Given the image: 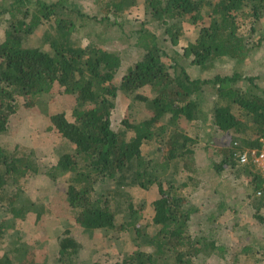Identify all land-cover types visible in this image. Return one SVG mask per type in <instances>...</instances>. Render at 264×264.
<instances>
[{
	"label": "trees",
	"instance_id": "1",
	"mask_svg": "<svg viewBox=\"0 0 264 264\" xmlns=\"http://www.w3.org/2000/svg\"><path fill=\"white\" fill-rule=\"evenodd\" d=\"M102 2L103 16L98 12L88 17L65 0H0V25L4 24L0 136L7 130L8 117L20 108L34 112L42 100L70 97L71 121L60 107L48 116L47 130L55 131L65 145L56 164L46 172L53 182L66 176L62 201L67 209L61 208V202L59 212L66 209L88 235L97 230L132 234L136 250L114 264H195L196 257L213 255L236 264L238 255L228 259L226 247L203 237L200 231L191 233L189 222L197 209L186 206L187 200L174 181L163 187L157 167L195 174L199 137H189L186 131L205 132L213 126L222 139L230 140L217 150L221 159L212 168L216 172L236 168L250 185V195L257 197L252 208H264V180L259 169L252 161L240 165L237 159L242 152L258 150V140L264 137V88L244 90L240 85L242 67L263 43L251 35L264 20V0H142L145 20L138 27L130 24V32L124 31L123 22L128 20L123 12L135 7L138 0ZM85 22L95 25L85 36L111 32L117 40L129 39L123 49L127 54L78 41ZM185 23L198 32L179 49ZM225 62L233 64L231 76L193 79L187 72L188 66H197L205 75ZM208 85L219 96L211 111L202 105ZM118 93L127 101L119 133L111 128ZM137 105L147 113L141 121L132 112ZM151 143L158 144L155 161L144 159L141 152L142 146ZM39 170L30 149L0 146V212L22 220L31 211L40 219L37 205L26 200L22 207L16 205L24 182ZM108 181L119 187L156 189L149 223L141 225L137 218L144 201L134 204L118 188L119 197H111L108 189L97 191V185ZM121 213L126 221L117 223ZM7 226L8 222H0V237ZM21 250L14 249L12 257L1 256L0 264H46L20 259ZM79 252L78 242L66 232L58 242L57 263L78 264ZM240 254L251 264H264V246L244 245Z\"/></svg>",
	"mask_w": 264,
	"mask_h": 264
},
{
	"label": "rangeland",
	"instance_id": "2",
	"mask_svg": "<svg viewBox=\"0 0 264 264\" xmlns=\"http://www.w3.org/2000/svg\"><path fill=\"white\" fill-rule=\"evenodd\" d=\"M65 1L73 4L75 11L79 10L80 13L88 17L100 12V6L103 5V0ZM141 3L142 0H138L135 7L123 12L125 20L130 21L128 23L122 20V22L124 21L125 29H123L125 32L131 31L130 24L133 27H138L145 20ZM100 13L102 15V12ZM97 18L101 19L100 16ZM94 26L85 22L84 28L78 33L80 37L78 41L83 44L91 42L103 46L109 52H117L120 55L127 54L123 50L130 44L127 38L117 40V37L113 36L111 32L107 35L99 33V37H94V32H89L91 34L88 33L85 36ZM256 28V33L252 34L251 37L263 39V43H261L260 49L255 51L252 58L244 64V69L242 67L241 77L243 79L240 81V85L242 89L245 88L244 90L251 88L254 91V86L264 88V20ZM197 29L185 23L184 36L178 42L179 49L185 47L189 41L194 40L198 32ZM3 30L4 24L0 25V41ZM118 30L115 31L118 32ZM31 41L33 42L34 39ZM44 48L47 47L44 46ZM187 72L193 79L213 78L215 75L231 76L233 64L232 62L218 64L214 70L205 75L200 73L197 66H188ZM121 99L118 93L114 113L111 117V128L118 133L123 131L119 121L127 105V101ZM218 99L219 96L213 88L209 85L206 86L202 101L203 109L211 111ZM218 103L223 104V102ZM71 104L73 101L70 97L51 98L50 101L42 100L38 103L36 111L32 112L30 109L20 108L16 114L10 115L7 119V130L0 136V146L5 149H12L15 145H22L30 149L40 168L37 176L24 182L21 188L22 196L17 199L16 205L22 207L25 200L29 201L37 205L42 215L39 220H36V214L30 211L22 220H12L9 213L5 215L4 212H0V222L9 223L8 228H4L1 232L0 257L4 255L12 257L13 250L21 248L23 252L21 250L20 259L27 257L29 262L42 261L46 264H58V242L66 232L80 246L78 264H114L136 250L133 235L128 231L118 230L113 234L111 231L97 230L90 235L82 232L67 213V207L62 201L65 199L63 194L65 193L66 176L59 177L53 182L46 175L47 168L56 164L58 156L65 146L55 131L47 130L50 127L48 116L57 112L60 107L65 112L66 118L71 121L69 112ZM232 111L236 114V109L233 108ZM132 112L138 121L145 118V114H147L145 109L138 105L132 108ZM208 129L206 128L205 132L199 131V129L193 132V128L186 131L189 137H199L194 155L195 174L173 172L170 167L168 170L162 171V167L159 166L157 167V174L160 176L164 188H166L167 182L174 181L176 186L180 188L181 195L187 200L186 206L191 205L197 209V212L192 214L190 218L191 233L200 231L203 237L214 241L218 246L226 247L229 251L228 259L234 254L238 255L239 261L236 264H251L247 256L240 254V249L244 245L255 247V249L257 246H264V208L259 211L252 208L257 197L250 195V185L245 181L242 173H236L239 172L236 168L231 170L225 167L219 172L212 168V164L218 163L221 159V154L219 155L217 150L224 146L230 138L222 139V135L213 126L207 132ZM157 149L158 144L156 143L142 146L143 158L155 161L158 155ZM96 188L99 193L108 189L111 197H119V191H116L118 188L122 194H128L132 203L138 204L144 201V209L139 211L137 215L138 222L144 225L151 220L153 216L152 201L156 198L155 188L152 187L145 191L138 186L119 187L112 181L97 185ZM61 202V208L66 207V209L59 212L58 206ZM113 203L115 204L114 201ZM116 221L117 223L126 221V215L121 213L117 216ZM147 230L149 233L153 232L152 227H147ZM194 262L195 264H227L220 261L216 255L198 256Z\"/></svg>",
	"mask_w": 264,
	"mask_h": 264
},
{
	"label": "built area",
	"instance_id": "3",
	"mask_svg": "<svg viewBox=\"0 0 264 264\" xmlns=\"http://www.w3.org/2000/svg\"><path fill=\"white\" fill-rule=\"evenodd\" d=\"M259 149L242 152L237 155L238 164L243 165L249 161L253 162L260 172L261 178L264 180V137L259 138ZM250 163V162H249Z\"/></svg>",
	"mask_w": 264,
	"mask_h": 264
}]
</instances>
